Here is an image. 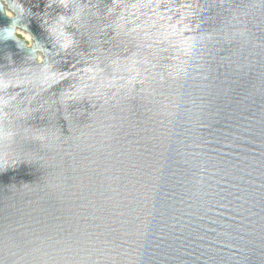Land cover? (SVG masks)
<instances>
[{
    "label": "water",
    "instance_id": "95a60500",
    "mask_svg": "<svg viewBox=\"0 0 264 264\" xmlns=\"http://www.w3.org/2000/svg\"><path fill=\"white\" fill-rule=\"evenodd\" d=\"M0 264H264V0H0Z\"/></svg>",
    "mask_w": 264,
    "mask_h": 264
},
{
    "label": "rangeland",
    "instance_id": "374dc122",
    "mask_svg": "<svg viewBox=\"0 0 264 264\" xmlns=\"http://www.w3.org/2000/svg\"><path fill=\"white\" fill-rule=\"evenodd\" d=\"M18 36L24 39L28 43V45H31L33 43L32 36L28 32L18 30Z\"/></svg>",
    "mask_w": 264,
    "mask_h": 264
}]
</instances>
